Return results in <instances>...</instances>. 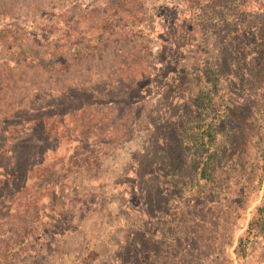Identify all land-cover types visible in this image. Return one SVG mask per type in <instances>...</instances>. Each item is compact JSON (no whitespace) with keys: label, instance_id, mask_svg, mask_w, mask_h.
<instances>
[{"label":"rangeland","instance_id":"1","mask_svg":"<svg viewBox=\"0 0 264 264\" xmlns=\"http://www.w3.org/2000/svg\"><path fill=\"white\" fill-rule=\"evenodd\" d=\"M0 196V264H264V0H0Z\"/></svg>","mask_w":264,"mask_h":264},{"label":"trees","instance_id":"2","mask_svg":"<svg viewBox=\"0 0 264 264\" xmlns=\"http://www.w3.org/2000/svg\"><path fill=\"white\" fill-rule=\"evenodd\" d=\"M200 133H201L200 134V137H203L205 135V130L203 129V131H201ZM207 136H210V135H207ZM262 215L264 216V211H263Z\"/></svg>","mask_w":264,"mask_h":264}]
</instances>
